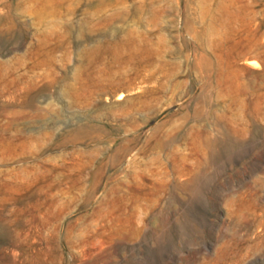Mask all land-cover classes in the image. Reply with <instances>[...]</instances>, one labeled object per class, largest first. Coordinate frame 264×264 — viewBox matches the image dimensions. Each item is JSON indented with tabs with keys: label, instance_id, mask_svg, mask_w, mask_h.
<instances>
[{
	"label": "rangeland",
	"instance_id": "1",
	"mask_svg": "<svg viewBox=\"0 0 264 264\" xmlns=\"http://www.w3.org/2000/svg\"><path fill=\"white\" fill-rule=\"evenodd\" d=\"M0 264H264V0H0Z\"/></svg>",
	"mask_w": 264,
	"mask_h": 264
}]
</instances>
